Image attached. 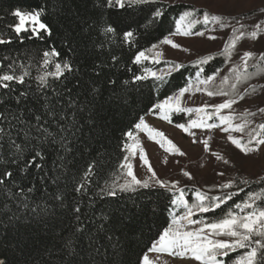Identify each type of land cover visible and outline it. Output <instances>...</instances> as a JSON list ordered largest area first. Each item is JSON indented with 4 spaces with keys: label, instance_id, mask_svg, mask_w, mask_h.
Wrapping results in <instances>:
<instances>
[{
    "label": "snow or ice",
    "instance_id": "1",
    "mask_svg": "<svg viewBox=\"0 0 264 264\" xmlns=\"http://www.w3.org/2000/svg\"><path fill=\"white\" fill-rule=\"evenodd\" d=\"M85 8L89 0H82ZM157 0H94V7L100 11V16L104 15L103 9L118 7L124 9L139 5H155ZM42 10L23 11L15 9L12 13L18 18V23L14 26V32L19 37L21 32H31L32 36L40 37V33L44 32L51 35L49 26L41 22L40 17ZM165 15L160 7H156L151 11L152 22L155 23ZM196 13L194 11H184L176 20L175 31L170 35H196L204 36V32L195 31L193 28L198 23L205 25L213 23L220 28L229 27L226 15H210L208 12L202 13V21L194 19ZM82 19L79 13L69 17V31H72L71 21L79 22ZM87 23V21H85ZM239 23V21H237ZM140 25L131 17L109 18L102 23V32L105 36L115 37L121 36V43L132 46L138 43L137 35ZM261 25L256 24L255 30L244 32L240 28L233 27L232 38L224 45L223 52L226 54V60H230L236 44L246 36L255 40L261 31ZM31 38V36L29 37ZM209 39H216L210 36ZM114 42V41H113ZM11 43V40L0 39V44ZM161 44L170 45L173 48H180L179 44L168 37H164ZM158 48L157 44H153L150 48L138 51L134 56L132 63L136 65L143 64L144 61H151L153 64L161 63L163 53L154 51ZM187 50V49H185ZM147 53H153L148 55ZM59 55L55 49L50 52L43 53V65L46 67L52 62L49 56ZM254 54L250 51L243 53L241 60L243 62V75L238 68L234 67L229 71L235 73V82L231 83L229 91H212L207 87L212 83L219 71L204 76V65L208 64L214 57L204 56L196 61L198 68L195 73L196 91H204L208 96H230L237 90V85L250 79L247 73L248 61L252 59ZM3 59L7 60L8 57ZM264 61V54L260 57ZM113 64L119 63L117 57L112 55ZM169 67L167 70H153L149 67L142 68L140 74H133L132 83L152 79L163 84L167 82V78L173 73L179 71L183 65L166 62ZM108 65L93 64L91 68L92 75L89 76L87 82L77 77L79 68H74L72 63L65 61L64 63H55L54 70L45 72L38 77V86L35 92L19 91L13 88L12 83L24 84L25 77L29 75L28 71H23L17 75L12 68V64L5 66L0 63V89L6 91L0 92V199L5 201L3 207L8 209L7 213H0V232L12 234V240L16 245V249L23 253L30 246L31 242L39 239L41 234L50 228V221L57 217L62 211L70 212L72 216V227L68 235L57 232L53 237L50 255H55L56 260L52 264H115L111 259V255L105 249L102 251L100 245L101 233L104 238L111 241L112 235L108 234L109 227L116 230L118 225L123 224V218L113 214L111 217H100V223L89 216L84 211L83 201L76 199L74 203L68 202L67 183L62 189L60 187L61 180L71 179L73 181L72 193L76 196H88L91 191L92 177L94 175L95 165L89 163L83 173L79 176L72 175L69 177V157L76 150L78 137L83 133L84 127L77 119L78 113L84 111L93 112V108H97L96 97L102 95V90L97 87L104 67ZM7 67V71H2ZM131 71V69H129ZM69 75L72 79H69ZM88 75V73H85ZM49 77L60 84L53 88L49 83ZM230 77H223L221 83H228ZM107 83L116 84L115 80L108 79ZM125 85L129 81H123ZM199 85L205 87L201 88ZM194 87L193 82H189L186 86L181 87L178 91L166 97L163 101L152 106L153 110H159L161 119L172 122V116L177 113H197L196 119H190L187 124L180 123L176 127L183 129L189 135H194L190 130L193 128L213 129L220 125L216 123H208L213 116L217 117L220 124L226 125L223 131L244 132L249 121L245 114H241L243 123L233 124L236 119L235 115H221L224 109H231L238 101L235 98L226 99L224 102L216 105H204L199 108H188L182 106V99L185 93H189ZM86 88L83 98L80 95V89ZM49 89L51 91H49ZM255 91V88H252ZM244 97L241 96L240 100ZM213 108L214 111L207 112V108ZM259 111L264 113V108ZM246 115L255 116L256 113H247ZM95 119V113L89 116V120ZM136 130L146 131L149 138L156 140L163 148L165 144L169 147L166 151L176 152L184 155L183 152L164 134L155 128L150 127L143 117L134 125ZM264 130V124L259 125ZM129 139L133 140L132 144L125 143L124 148L130 153L124 157L120 165V175L113 179L111 184L98 188V195L103 198L104 195L116 196L119 192L135 193L139 189H152L158 187L173 193L170 200L172 206L181 211L178 214H172L171 223L164 228L159 234L149 252L167 253L169 256L179 258H191L198 261L199 264H228L230 253L244 249L243 254L239 255L232 264H264V196L250 192L244 200L234 203L228 210L219 217L209 219L204 214L214 213L221 209L222 205H227L234 195L238 193L226 191L236 186V181L229 180L220 185L214 186L219 191L218 195H209L207 192L196 190L195 200L189 202L185 198V191L178 187V181H164L160 179L153 170L146 157L144 149L136 140L133 131L125 134ZM159 138V139H157ZM210 139V137H209ZM231 142L236 145L241 152L248 154L259 150L264 145V133L253 132L249 135V139L242 142L233 136L228 137ZM205 150H208V140H204ZM139 150L140 159L148 166V172L151 175L147 179H140L133 171L131 159ZM55 155L52 161L53 167L47 168L49 157ZM216 155L217 159L223 157ZM228 163V161H224ZM35 169V171H33ZM51 171V175L49 172ZM185 176L192 179L190 173L184 172ZM223 176L224 173H219ZM123 177V182H119ZM239 183L247 184V180H240ZM55 186V191L49 192V187ZM212 191V189H209ZM41 193L39 201L35 194ZM9 202L15 204L17 211H11ZM94 201L89 197V207ZM199 214V218H195ZM108 257L105 259V257ZM159 259V258H157ZM0 264H11L6 256H0ZM27 264V262H25ZM139 264H154L149 255L145 253L139 260Z\"/></svg>",
    "mask_w": 264,
    "mask_h": 264
},
{
    "label": "trees",
    "instance_id": "2",
    "mask_svg": "<svg viewBox=\"0 0 264 264\" xmlns=\"http://www.w3.org/2000/svg\"><path fill=\"white\" fill-rule=\"evenodd\" d=\"M160 7L165 15L152 22L151 11ZM15 9L23 11L42 10L41 22L46 23L51 35L44 32L40 37L32 36L31 32H21L19 37L14 32V26L18 23V18L12 15ZM194 11L198 18L202 16L203 11L195 9L193 5L187 3L167 4L158 2L155 5H139L120 9L118 7L103 9L104 15L100 16V11L94 7V0H89L85 8L82 0H0V39L11 40V43L0 44V63L7 66L12 64L13 70L19 75L23 71H28L29 75L25 77L24 84L12 83V87L19 91L35 92L38 86V77L45 72L53 71L55 63H72L74 68L80 71L76 74L78 78L87 82L92 75L91 68L93 64L108 65L104 67L102 76L96 85L102 90V95L96 97L97 108H93L95 119L89 120L93 112L84 111L77 114V119L84 127L83 133L78 137L76 150L69 157V177L72 175H81L89 163L95 165L93 183L88 196H76L72 193L73 181L71 179L61 180L60 187L63 189L67 183L68 202L74 203L76 199L83 201L84 211L96 220L99 224L100 217L115 214L123 218V224L118 225L116 230L110 227L107 230L112 235V240L104 238L101 233L100 245L102 251L105 249L111 255L115 264H139L152 243L158 239L170 223L172 214H178L181 210L171 205L170 200L173 193L164 189L154 187L152 189H139L137 192H119L117 195L101 198L98 195V188L111 184L113 179L120 175V165L125 156L124 145L127 143L128 131H133L134 125L140 117H145L153 111L152 106L163 101L166 97L175 94L179 88L186 86L190 81L195 83V73L198 68L196 61L204 56L214 57L208 64L204 65V76L219 71V81L209 87L212 91H229L230 85L235 82V73L229 70L236 67L243 75V62L241 60L243 51H250L254 54L248 61L247 73L250 79L237 85V90L233 95L223 96V100L235 98L237 103L232 106L226 114L235 115L233 120L235 124L243 123L241 114H245L249 121L244 132H241L240 139L245 142L249 135L255 130L264 133L259 125L264 124V113L259 111L264 108V61L260 57L264 54V6L255 8L241 14H218L229 17V27L220 28L218 25L209 23L206 26L196 24L194 30L212 28L222 35V47L214 52L199 55L193 60L182 64L183 67L173 72L166 83L148 79L133 84V74H140L144 64L136 65L132 63L134 56L138 51L150 48L153 44H159L164 37H170L175 31V22L179 15L184 11ZM202 11V12H201ZM79 13L82 18L79 22L71 21L72 31H69V17ZM117 17H131L140 25L138 29V43L132 46L121 43V36H105L102 32V23L104 20L116 19ZM87 21V23H85ZM239 21V23H237ZM242 31L251 32L255 30V25L260 24L261 31L258 37L253 40L249 37L241 39L233 50L230 60H226V54H221L224 45L233 35L232 29L240 28ZM31 36V38H29ZM114 41V42H113ZM55 49L59 53L57 56H49L52 62L48 66L43 65V53ZM112 55H115L119 61L113 64ZM8 57L7 60L3 59ZM131 69V71H129ZM7 67L2 71H7ZM88 73V75H85ZM229 76L228 83L222 84L223 77ZM69 79L72 76L69 75ZM108 79L116 81V84L107 83ZM129 81L127 85L123 81ZM49 83L56 88L60 81L49 77ZM255 88V91L252 88ZM6 91L0 89V92ZM49 91H51L49 89ZM81 98L86 93V88L80 89ZM222 96V95H218ZM243 96L244 99L240 100ZM213 111V110H209ZM247 113H256L255 116L246 115ZM184 114H175L172 116V124L186 123L190 118ZM223 160L229 169V180L236 181L233 189L226 190L238 193L234 195L227 205H222L221 209L214 213L204 214L212 219L222 216L234 203L244 200L248 193L254 192L264 196V177L254 178L243 171L242 152L233 143L225 140L222 144ZM55 155L49 157L47 168L53 167L52 161ZM35 171V169H33ZM51 171L49 175H51ZM228 180V181H229ZM240 180H247L249 183L241 184ZM223 183H217L206 179L194 186H184L181 189L185 191V198L191 203L195 200L193 194L196 190L207 192L209 195L221 194L214 186ZM212 189V191H209ZM55 191V186L49 187V192ZM41 193H36L37 201ZM89 197L94 201L89 207ZM5 201L0 199V213H7L8 209L3 207ZM11 211H17L15 204L9 202ZM199 218V214L194 217ZM50 228L41 234L39 239L30 243V246L23 253L16 249L12 240V234L0 232V256H6L11 264H52L56 260L55 255H50L51 245L55 243L52 237L57 232L64 235L69 234L72 227V216L70 212L62 211L57 217L50 221ZM245 250L239 249L237 252L230 253L228 264H232L239 255ZM108 257L106 256L105 259Z\"/></svg>",
    "mask_w": 264,
    "mask_h": 264
},
{
    "label": "rangeland",
    "instance_id": "3",
    "mask_svg": "<svg viewBox=\"0 0 264 264\" xmlns=\"http://www.w3.org/2000/svg\"><path fill=\"white\" fill-rule=\"evenodd\" d=\"M158 2L174 4V3H187L194 6L195 9H200L203 12H208L210 15L218 14H241L248 12L255 8L264 6V0H157ZM201 11V12H202ZM202 21V16L194 18ZM19 22V21H18ZM203 26H206L205 24ZM176 28V24H175ZM193 28V32H195ZM197 31L204 32V36L196 35H175L168 38L172 39L174 43L179 44L180 48H173L170 45L158 44V48L154 51L163 53L161 63L153 64L150 60L144 61L145 67L152 68L153 70H167L169 67L168 61L177 64H184L193 60L197 56L205 55L219 50L222 47V35L218 31L208 29H198ZM210 36H215L216 39H209ZM187 49V50H185ZM245 51H243L244 53ZM242 53V56H243ZM153 55V53H147ZM219 77V76H218ZM210 83L207 87L216 84L219 78ZM190 89L189 93H185L182 99V106L188 108H199L204 105H216L224 102L223 96H208L204 91H196L197 85ZM203 88L205 86L199 85ZM213 108L206 109L207 112H212ZM224 109L221 115H227ZM182 114V113H177ZM184 116L190 119H196L197 113L191 114L183 113ZM175 115V114H174ZM186 117V118H187ZM145 122L152 128L162 132L164 136L171 140L184 155H180L174 151L169 152L165 149L169 146L165 144L162 148L156 140L150 139L146 131L133 130L136 140L139 141L140 146L144 149L149 164L156 172L157 176L164 181H178V187L194 186L197 187L202 181L209 179L217 183H225L229 180V169L224 160L217 159L216 155L223 157L222 144L225 140L231 142L228 137L231 135L240 139L241 132L237 131H223L226 125L220 124L217 117L213 116L208 123H216L220 126L211 130L206 128H193L190 131L194 135H189L183 129L176 127L175 124L163 120L159 116V110H154L153 113L143 117ZM264 118V115L262 116ZM189 119V120H190ZM188 120V121H189ZM187 121V122H188ZM187 122L185 124H187ZM235 125V123L232 121ZM210 137V139H209ZM159 139V138H157ZM204 140H208V150H205ZM133 140L127 137V144H132ZM232 143V142H231ZM130 153L125 149V156ZM124 156V157H125ZM241 158L243 160V171L254 178L264 177V145L260 146L259 150L253 153L245 154L242 152ZM124 160V159H123ZM133 164V171L140 179H147L151 173L148 172V166L140 159L139 150H136V155L131 159ZM188 172L193 177L189 179L184 175ZM224 173L223 176L219 173ZM119 182H123V177H120ZM195 197V194H193ZM150 259L154 264H199L191 258H179L176 256H169L167 253L147 252ZM159 258V259H157Z\"/></svg>",
    "mask_w": 264,
    "mask_h": 264
}]
</instances>
